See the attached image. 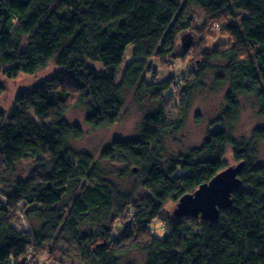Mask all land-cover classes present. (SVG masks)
<instances>
[{"label":"trees","instance_id":"obj_1","mask_svg":"<svg viewBox=\"0 0 264 264\" xmlns=\"http://www.w3.org/2000/svg\"><path fill=\"white\" fill-rule=\"evenodd\" d=\"M182 33L203 44L196 71L182 63L192 43L174 55ZM153 57L169 72H157ZM45 68L51 75L0 110V264H45L60 244L72 264H264V0H0V72L13 80ZM210 72L213 87L227 86L220 114L201 145L168 153ZM131 88L157 102L138 134L113 139L96 160L74 152L70 141L83 131L69 108L109 127ZM242 99L263 121L247 137L235 135ZM25 161L29 173L10 178ZM240 163L241 185L216 221L166 213ZM116 174L136 183L119 191ZM19 214L33 220L29 230L14 227Z\"/></svg>","mask_w":264,"mask_h":264},{"label":"rangeland","instance_id":"obj_2","mask_svg":"<svg viewBox=\"0 0 264 264\" xmlns=\"http://www.w3.org/2000/svg\"><path fill=\"white\" fill-rule=\"evenodd\" d=\"M185 35V33H182L178 37L177 44L174 49V55H179L183 51L181 42ZM191 43L192 48L189 50L190 56L184 61H181L182 63L188 64V70L193 69L196 71L199 67V60L195 59L197 58L198 52L201 50L203 44L199 43V38L197 35H194ZM130 50V47L126 49L127 56H130ZM191 58H194L195 61L193 62ZM151 61L153 64H157V62L159 63L155 66L157 67V72L164 73L163 71L167 72L170 68L168 66L163 68L164 66L162 67L159 59H156L155 57H153ZM126 65V61H123L119 67L120 75L121 72L123 73ZM173 65V69H175L176 66H179V61H175V64L173 63ZM156 69L154 68L155 71ZM49 75H51V69L45 68L32 76L20 74L16 79L8 80L5 79L3 74L0 72V86H2L4 89L0 93V110L7 111L18 92L24 89H29L35 82L40 79H44ZM119 78L120 76L118 75L117 81H119ZM148 79L152 80L154 78L149 76ZM212 81L213 75L212 72H210L205 77H203L201 88H195L185 111L181 130L178 131L173 137H170L166 140L165 149L168 153L176 154L179 152H184L189 148L201 145L209 125L220 114L224 104V93L227 89V86L222 85L213 87ZM176 86L180 87L178 83H176ZM123 100L124 106L120 118L115 124L109 127L93 128L87 125L84 121L83 110L80 107L71 106L66 113L67 120L71 123L79 125L83 131L81 138L70 141L71 149L74 152L81 151L89 153L96 160L99 158L101 150L113 139H131L135 137L139 132L144 113L155 109L157 102L151 99L147 94H141L139 96L138 91H136L135 88L126 89L123 93ZM243 100L244 99L241 100V110L235 128V135L247 137L252 129L263 124V121L257 116L254 107L247 103V101ZM229 156L230 155L227 156V159L228 161L232 162ZM258 158L261 161L264 160V147L259 149ZM29 168L30 162L28 163L25 161L18 165L17 169L9 176L10 178L22 176L25 177L29 173ZM112 180L116 189L123 192L131 190L133 184L136 183L135 177L129 175L121 178L116 174L112 177ZM0 188L2 187L0 186ZM174 207L175 205L173 203H168L165 207L166 213L172 214ZM18 217L19 219L13 224L15 228L19 230H29L31 226L34 225L33 220H27L21 214H19ZM152 226L156 235L160 237L164 235L160 222L157 221ZM52 256H49L47 253H45L42 255L41 259L47 258V262L45 264H72L71 260L74 258L72 253L70 254V252H68V250L62 244L58 245V252L54 253ZM126 257L141 261V256L134 253H130ZM33 260L34 259L32 257L28 264H32Z\"/></svg>","mask_w":264,"mask_h":264},{"label":"water","instance_id":"obj_3","mask_svg":"<svg viewBox=\"0 0 264 264\" xmlns=\"http://www.w3.org/2000/svg\"><path fill=\"white\" fill-rule=\"evenodd\" d=\"M191 40L189 34L185 35L182 38L183 46H190ZM242 167L243 163L227 167L208 182L201 184L193 193L183 195L175 205L173 215L195 218L200 216L216 221L220 212L231 206V195L241 185L238 175Z\"/></svg>","mask_w":264,"mask_h":264},{"label":"clouds","instance_id":"obj_4","mask_svg":"<svg viewBox=\"0 0 264 264\" xmlns=\"http://www.w3.org/2000/svg\"><path fill=\"white\" fill-rule=\"evenodd\" d=\"M236 165H238V164H236ZM235 166V165H234ZM226 169V168H225ZM221 172V171H220Z\"/></svg>","mask_w":264,"mask_h":264}]
</instances>
